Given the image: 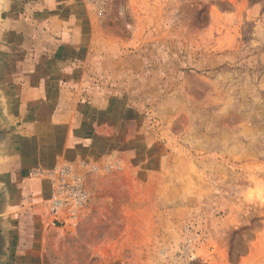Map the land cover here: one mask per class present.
Listing matches in <instances>:
<instances>
[{"label": "rangeland", "instance_id": "374dc122", "mask_svg": "<svg viewBox=\"0 0 264 264\" xmlns=\"http://www.w3.org/2000/svg\"><path fill=\"white\" fill-rule=\"evenodd\" d=\"M83 2L89 199L32 261L264 264V0Z\"/></svg>", "mask_w": 264, "mask_h": 264}, {"label": "crops", "instance_id": "0c3cea01", "mask_svg": "<svg viewBox=\"0 0 264 264\" xmlns=\"http://www.w3.org/2000/svg\"><path fill=\"white\" fill-rule=\"evenodd\" d=\"M87 10L83 0H0V234L22 264H35L46 230L71 225L52 222L50 175L93 150Z\"/></svg>", "mask_w": 264, "mask_h": 264}, {"label": "built area", "instance_id": "2783aa9c", "mask_svg": "<svg viewBox=\"0 0 264 264\" xmlns=\"http://www.w3.org/2000/svg\"><path fill=\"white\" fill-rule=\"evenodd\" d=\"M52 192L48 211L53 223L61 217L75 224L80 208L88 201L89 195L83 186L82 177L69 167H61L50 175ZM61 221V220H60Z\"/></svg>", "mask_w": 264, "mask_h": 264}]
</instances>
